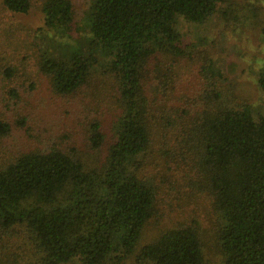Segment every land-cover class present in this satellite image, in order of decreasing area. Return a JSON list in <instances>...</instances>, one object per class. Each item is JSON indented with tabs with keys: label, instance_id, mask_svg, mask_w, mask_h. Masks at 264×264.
I'll list each match as a JSON object with an SVG mask.
<instances>
[{
	"label": "trees",
	"instance_id": "trees-1",
	"mask_svg": "<svg viewBox=\"0 0 264 264\" xmlns=\"http://www.w3.org/2000/svg\"><path fill=\"white\" fill-rule=\"evenodd\" d=\"M217 2L89 0L78 39L66 44L54 36L73 29L71 1L42 2L52 36L41 34L35 67L61 96L97 71L111 77L118 112L109 136L88 123L85 149L50 136L14 155L5 142L30 135L22 104L36 84L0 50V243L22 235L39 264H264V118L217 83L207 59L183 84L195 47L180 45L173 21L201 23ZM32 4L0 0V14ZM257 80L264 92V71ZM199 197L216 212V261L194 226L153 231Z\"/></svg>",
	"mask_w": 264,
	"mask_h": 264
},
{
	"label": "rangeland",
	"instance_id": "rangeland-1",
	"mask_svg": "<svg viewBox=\"0 0 264 264\" xmlns=\"http://www.w3.org/2000/svg\"><path fill=\"white\" fill-rule=\"evenodd\" d=\"M43 1L32 0L27 14H0V35L4 38L0 40V50L6 52V59L18 64L22 79L36 84L32 96L24 97L22 104L32 129L30 135L17 133L5 142L7 149L14 150V155L37 148L44 137L50 136L64 146L85 149L88 123L100 121L103 132L109 136L113 117L118 112L116 88L111 77L97 71L90 77L89 84L77 93L61 96L51 90L48 79L35 67L41 34L52 36L44 28ZM70 1L74 8L73 29L54 36L62 44L78 39L76 29L89 8V0ZM173 27L181 46L195 47L191 60L184 62L181 71L185 74L183 84L197 80L199 74L195 65L207 59L213 65L217 83L232 89L239 105L248 104L253 119L264 118V92L257 80L264 71V0H218L214 13L205 21L195 23L177 15ZM2 92L0 87V94ZM167 216L165 221L160 218L153 221V231L172 228L177 223L194 226L203 239L208 259L216 261L219 258L215 239L216 212L208 200L202 197L184 200L178 214ZM0 264H39V261L26 239L16 235L0 243ZM123 264L137 263L132 257Z\"/></svg>",
	"mask_w": 264,
	"mask_h": 264
}]
</instances>
